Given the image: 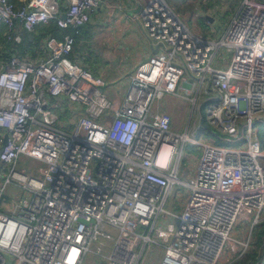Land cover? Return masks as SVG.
I'll return each mask as SVG.
<instances>
[{"label": "built area", "instance_id": "built-area-1", "mask_svg": "<svg viewBox=\"0 0 264 264\" xmlns=\"http://www.w3.org/2000/svg\"><path fill=\"white\" fill-rule=\"evenodd\" d=\"M99 3L0 0L5 43L22 41L16 20L27 32L50 20L65 30L38 41V58L23 50L0 59V202L7 184L23 191L0 210V264H81L86 253L101 254V238L111 240L106 264H140L152 244L163 246L158 264H229L225 256L246 253L264 220V0H239L216 37L193 32L167 0H147L137 18L157 49L113 97L102 76L69 57ZM184 73L211 133L235 146L172 131L160 100ZM186 141L200 154L181 181ZM161 144L170 148L165 165ZM20 156L38 162L33 173L16 166ZM178 182L181 210L161 225ZM237 224L249 227L244 240L231 233Z\"/></svg>", "mask_w": 264, "mask_h": 264}, {"label": "rangeland", "instance_id": "rangeland-1", "mask_svg": "<svg viewBox=\"0 0 264 264\" xmlns=\"http://www.w3.org/2000/svg\"><path fill=\"white\" fill-rule=\"evenodd\" d=\"M238 3L239 0H180L173 6L175 10L180 14V16L183 17V21L192 31L196 33L200 32V34L204 36L209 35L212 37H216L221 33V31L225 27L229 17L233 14ZM189 15L192 16V18ZM206 15L212 17V19L214 20L213 25L210 26V23L205 20L207 19ZM195 18H200L201 22H203L206 27L202 28L200 24L199 26ZM212 29L214 30V32L212 31ZM227 59V55L224 57L220 56V51L216 53L215 61L219 65H223L227 61ZM183 76V85L181 84V86H179L176 93L165 94L160 100L161 106L163 108L165 107V109L168 110L167 113L170 114V128L176 133L186 131L189 137H193L197 140H214V142L220 145L235 146L231 142L222 141L211 133L206 121L200 117L203 115L204 112V105L201 103V96H197L194 104H192V102L190 101V98L194 95L196 84L187 75V73H184ZM104 89L109 96H113L114 87L106 85ZM66 112H64L65 115L67 114ZM64 114L61 115L62 119L66 117ZM199 124H201L202 126H198ZM259 128L260 131H262L261 134L264 137V125H260ZM165 153L166 148L162 155L164 156ZM199 154V144L192 143L191 141L184 142L183 153L177 163V176L181 181L187 179L188 175L190 174L193 163ZM163 156L160 155V161H162ZM37 165V161L24 156H20L16 163V166L18 168H23L26 172L30 173L34 172L35 167ZM22 193L23 191L19 187H16L11 183L7 184L4 190V194L1 197V202L3 201L4 207H6L7 204H11L14 201L17 195H21ZM184 196L185 188L183 184L181 182L175 183L171 187V190L167 195V198L164 203V207L167 210L165 215L162 217L164 221L173 220L175 215L180 212ZM254 226L251 229L252 234L254 233ZM108 229L110 232H112V234L114 233L113 229ZM142 229V227H137L138 231H142ZM248 230L249 227L247 225L245 226L242 224H237L233 228L231 233L236 238H242V240H244L247 236ZM252 234L250 236V246L253 242ZM101 241L104 244V246L102 247L101 254L99 255L88 252L84 255L81 264H106L105 256L109 251V245L111 240H105L101 238ZM162 249V245H150V251H147L146 260L142 261L140 264H158L157 259L160 258L162 254ZM234 254L232 255V257H227V255L225 256L227 260L230 261L229 264H233L234 261H236L237 258L234 259Z\"/></svg>", "mask_w": 264, "mask_h": 264}, {"label": "crops", "instance_id": "crops-1", "mask_svg": "<svg viewBox=\"0 0 264 264\" xmlns=\"http://www.w3.org/2000/svg\"><path fill=\"white\" fill-rule=\"evenodd\" d=\"M179 1L167 0L173 8V5ZM146 2L147 0H100L98 7L90 14L89 21L81 27L69 54L72 60L89 68L93 74L102 76L107 86L114 87L113 96H120L126 91L130 73L157 49V44L147 36L137 18V13ZM207 16L205 20L210 23V26L213 25L214 20L211 16H209L210 19ZM190 17L192 18V16ZM181 18L183 19V17ZM195 19L202 28L206 27L200 18ZM15 27L21 31L22 39L24 35L28 34L22 29L19 20H16ZM62 31L64 30L61 29V33H63ZM212 31L214 32L213 29ZM197 34L201 35L200 32ZM28 36L30 39L33 38L30 34ZM40 39H34L31 44H26L23 40L20 43H4L0 59H4L10 53L20 54L23 50H27L32 57L38 58L44 54L42 49L37 48ZM19 44H21V48H18ZM165 111L168 112L166 109ZM200 117L203 118V115ZM198 126L201 127L202 125L199 124ZM260 136L261 144L264 146V138L262 139L261 134ZM165 148L166 153L163 156ZM169 151L170 148L167 144H161L157 155L159 164H167ZM182 153L183 146H181V156ZM160 155L163 156L162 161L159 160ZM171 164L168 162V166ZM8 209V204L4 207L2 201L0 210L8 212ZM159 222L164 225L167 220L164 221L161 217L157 220V223ZM149 248L150 246L146 249V258L147 251H150ZM161 256L157 259V263L161 260Z\"/></svg>", "mask_w": 264, "mask_h": 264}, {"label": "trees", "instance_id": "trees-1", "mask_svg": "<svg viewBox=\"0 0 264 264\" xmlns=\"http://www.w3.org/2000/svg\"><path fill=\"white\" fill-rule=\"evenodd\" d=\"M15 6L23 4L26 0H9ZM5 30L4 25L0 24V43L4 44V35ZM65 31V30H64ZM64 31H62L64 33ZM61 29L55 24L54 20H50L47 24H40L34 28V31L28 32V34L23 36V42L26 44H31L34 39H40L45 35L61 36ZM31 35L33 38L30 39L28 35ZM18 48H21V44L18 45ZM264 131V129H263ZM260 134L262 131H259ZM262 135V134H261ZM262 135V139H263ZM253 228V227H252ZM252 234V232H251ZM253 242L250 248L244 253L241 257L237 258L233 264H260L261 259L264 253V220L259 221L254 226Z\"/></svg>", "mask_w": 264, "mask_h": 264}, {"label": "water", "instance_id": "water-1", "mask_svg": "<svg viewBox=\"0 0 264 264\" xmlns=\"http://www.w3.org/2000/svg\"><path fill=\"white\" fill-rule=\"evenodd\" d=\"M61 15L63 16V14H61ZM207 17H209V16H207ZM209 19H210V17H209ZM29 37H30V36H29ZM6 137H7V134L5 133V134L3 135L2 145H5V143H6ZM15 213H16V212H15ZM260 264H264V253H263V257H262V259H261Z\"/></svg>", "mask_w": 264, "mask_h": 264}]
</instances>
